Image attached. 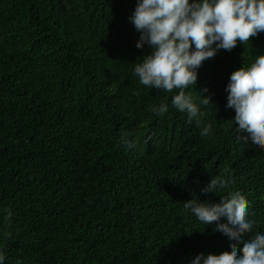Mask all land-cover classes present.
<instances>
[{"label":"trees","instance_id":"16d2710c","mask_svg":"<svg viewBox=\"0 0 264 264\" xmlns=\"http://www.w3.org/2000/svg\"><path fill=\"white\" fill-rule=\"evenodd\" d=\"M136 4L0 0L4 264H190L219 255L231 241L184 202L218 203L234 191L255 221L245 241L264 234V150L238 139L246 133H236L225 91L234 71L264 55V32L202 63L187 90L203 113L198 125L172 106L178 90L143 86L134 74L152 51L136 48ZM204 88L207 106L196 94ZM162 103L168 111L154 113ZM209 124L211 135L201 136ZM216 176L230 187L203 193Z\"/></svg>","mask_w":264,"mask_h":264},{"label":"clouds","instance_id":"9594fccd","mask_svg":"<svg viewBox=\"0 0 264 264\" xmlns=\"http://www.w3.org/2000/svg\"><path fill=\"white\" fill-rule=\"evenodd\" d=\"M129 21L140 33L136 48L142 50L147 45L152 49L135 65L134 74L139 82L165 92L178 90L171 100L172 106L187 113L190 123L195 120L199 125L203 113L187 90L190 86L195 90L198 69L204 61L214 58L219 50L231 52L238 43L245 44L264 32V0H137ZM208 91H195L201 105L212 104L211 96L205 95ZM225 91L226 107L235 111V131L246 133L237 135L238 139L264 150V55L258 56L247 69L234 71ZM152 111L163 115L168 106L162 103ZM209 135L210 124L201 130V136ZM231 183L222 176L212 177L202 192L216 193ZM184 209L205 225L215 224L213 231L231 241L230 251L199 254L190 264H264V234L256 232L247 241L244 239L253 232L255 221L248 219L249 203L240 192H230L218 203L192 199L184 202ZM11 216L8 211V217ZM5 259L0 251V264Z\"/></svg>","mask_w":264,"mask_h":264}]
</instances>
